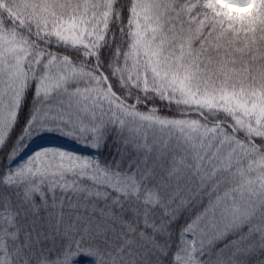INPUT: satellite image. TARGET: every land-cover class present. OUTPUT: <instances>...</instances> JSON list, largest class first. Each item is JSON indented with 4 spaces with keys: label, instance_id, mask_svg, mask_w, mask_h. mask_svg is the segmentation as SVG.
Returning a JSON list of instances; mask_svg holds the SVG:
<instances>
[{
    "label": "snow or ice",
    "instance_id": "snow-or-ice-1",
    "mask_svg": "<svg viewBox=\"0 0 264 264\" xmlns=\"http://www.w3.org/2000/svg\"><path fill=\"white\" fill-rule=\"evenodd\" d=\"M0 264H264V0H0Z\"/></svg>",
    "mask_w": 264,
    "mask_h": 264
}]
</instances>
